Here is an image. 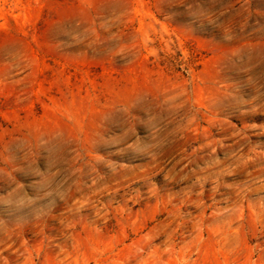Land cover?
<instances>
[{"label":"rangeland","instance_id":"rangeland-1","mask_svg":"<svg viewBox=\"0 0 264 264\" xmlns=\"http://www.w3.org/2000/svg\"><path fill=\"white\" fill-rule=\"evenodd\" d=\"M0 264H264V0H0Z\"/></svg>","mask_w":264,"mask_h":264}]
</instances>
